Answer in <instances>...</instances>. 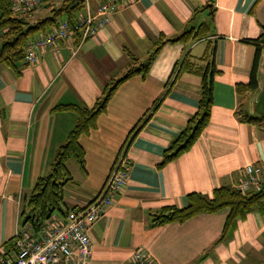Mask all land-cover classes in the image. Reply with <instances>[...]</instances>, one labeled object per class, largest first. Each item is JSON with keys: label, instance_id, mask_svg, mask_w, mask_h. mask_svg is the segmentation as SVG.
Segmentation results:
<instances>
[{"label": "crops", "instance_id": "obj_1", "mask_svg": "<svg viewBox=\"0 0 264 264\" xmlns=\"http://www.w3.org/2000/svg\"><path fill=\"white\" fill-rule=\"evenodd\" d=\"M50 5L51 10L60 4ZM203 24L208 27L203 38L164 44L144 78L133 76L117 86L96 126L78 138L84 167L67 161L71 180L64 186L63 213H56L89 203L125 149L127 180L89 227V264H127L139 247L154 264H264V206L238 219L219 241L227 207L153 225L154 214L167 206L184 207L189 193L211 196L216 187L236 186L244 165L264 167V114L255 108L264 86V49L256 86L245 100L248 113L262 119L241 122L235 113L236 85L249 82L255 55L248 41L264 34V0H133L79 48L75 40L60 43L41 52L36 64H20L18 76L1 68L0 253L21 226L22 202L36 179L48 174L75 125V112L57 107H92L105 86L125 74L131 56L143 63L160 36L173 40ZM212 46L218 73L209 121L189 150L162 164L165 149L201 97L200 77L177 75L180 64L188 54L194 66L204 65L200 58Z\"/></svg>", "mask_w": 264, "mask_h": 264}, {"label": "trees", "instance_id": "obj_2", "mask_svg": "<svg viewBox=\"0 0 264 264\" xmlns=\"http://www.w3.org/2000/svg\"><path fill=\"white\" fill-rule=\"evenodd\" d=\"M84 0H63L58 7L50 10V16L31 23L24 16H19L12 11L10 0H0V69L8 68L16 76L20 74L18 66L24 63L25 45L27 40L37 33H43L55 26L58 19H67L74 24L77 15L83 10ZM207 26L201 25L196 31L189 29L173 40L160 36L148 58L143 63H138L131 56V63L125 74L118 80L105 86L100 97L92 107L77 104L60 105L58 109H70L76 114L75 125L69 130L67 138L61 144L51 163L48 174L36 179L28 198L21 204V224L30 223L34 230H38L43 222L53 213H63L64 186L71 180L67 168L70 158L84 167L85 151L78 138L82 133L89 132L96 126L97 116L106 108V104L117 86L133 76L144 78L149 67L162 48L168 42H193L203 38L207 32ZM255 46V55L251 68L250 79L247 84L236 85L239 101L236 115L241 122H259L262 115H251L246 109L247 94L256 86V70L259 55L264 49V34L257 39L248 41ZM204 65L196 67L187 54L180 64L178 74L189 72L200 77L201 97L198 108L163 153L162 164L176 159L180 154L189 150L200 133L207 125L211 105L213 103V79L218 73L214 63V48L210 47L205 56L200 58ZM177 77V76H176ZM264 206V185L257 190L242 191L236 186L222 185L216 187L209 196L205 193L191 192L187 195V204L184 207L167 206L153 216V225H161L169 222H182L200 212H215L222 208H229L223 230L217 241L222 240L227 233L235 227L238 219L252 210H262ZM7 251H15V236L6 242Z\"/></svg>", "mask_w": 264, "mask_h": 264}, {"label": "built area", "instance_id": "obj_3", "mask_svg": "<svg viewBox=\"0 0 264 264\" xmlns=\"http://www.w3.org/2000/svg\"><path fill=\"white\" fill-rule=\"evenodd\" d=\"M12 11L24 17L51 0H10ZM84 0L83 10L74 24L67 19H58L53 28L30 37L25 45L24 63L39 62V54L60 43L75 40L77 48L82 43L112 22L114 14L131 4L133 0ZM50 6H53L51 3ZM76 48V49H77ZM130 160L125 149H121L110 171L93 199L86 205L69 209L63 216L52 215L38 230L30 223L21 224L15 233V255L10 256L1 248L0 264H89L91 241L89 227L100 218L109 206L115 193L126 183ZM264 185V167L248 163L241 168V177L236 187L242 191L257 190ZM127 264H154L145 249H135Z\"/></svg>", "mask_w": 264, "mask_h": 264}, {"label": "rangeland", "instance_id": "obj_4", "mask_svg": "<svg viewBox=\"0 0 264 264\" xmlns=\"http://www.w3.org/2000/svg\"><path fill=\"white\" fill-rule=\"evenodd\" d=\"M61 1H62V0H51L50 2L43 3L39 8H37L35 11H33V12L29 15V17H26L27 20H28L29 22H33V20L44 19V18H46V17H49V16H50V9H49V5H50V3H52L54 6H56V5H59ZM54 3H55V4H54ZM57 3H58V4H57ZM68 163H69V164L71 163V165H72V164H74V165H78V164L76 163V160H74L73 158H70V159L68 160ZM53 215H58V214L55 212V213H53ZM58 216H59V215H58ZM61 216H63V215H61Z\"/></svg>", "mask_w": 264, "mask_h": 264}, {"label": "water", "instance_id": "obj_5", "mask_svg": "<svg viewBox=\"0 0 264 264\" xmlns=\"http://www.w3.org/2000/svg\"><path fill=\"white\" fill-rule=\"evenodd\" d=\"M211 4H207L206 7H210ZM255 108H256V111L259 113V114H264V86L262 88V91L255 103Z\"/></svg>", "mask_w": 264, "mask_h": 264}]
</instances>
